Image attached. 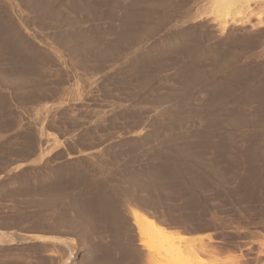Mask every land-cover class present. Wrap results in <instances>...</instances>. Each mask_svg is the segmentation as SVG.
Wrapping results in <instances>:
<instances>
[{
  "label": "rangeland",
  "instance_id": "rangeland-1",
  "mask_svg": "<svg viewBox=\"0 0 264 264\" xmlns=\"http://www.w3.org/2000/svg\"><path fill=\"white\" fill-rule=\"evenodd\" d=\"M0 264H264V0H0Z\"/></svg>",
  "mask_w": 264,
  "mask_h": 264
},
{
  "label": "bare ground",
  "instance_id": "bare-ground-1",
  "mask_svg": "<svg viewBox=\"0 0 264 264\" xmlns=\"http://www.w3.org/2000/svg\"><path fill=\"white\" fill-rule=\"evenodd\" d=\"M222 4H224V3H222ZM224 9H226V5H225ZM227 13H228V11H227ZM131 219H132V223L134 224V226L137 229V234L139 235V237L141 239H150V240L152 239L153 240L154 238H156V239L157 238H168V237L172 236V234L169 231H167L165 228L161 227L152 218L147 217V216H145V215H143L137 211L131 212ZM166 253H169L167 255H169L170 260H172V261L175 260V257H173L174 255L171 253V251L170 252L168 251ZM180 254H181L180 252L176 253V258L178 257V255L180 256ZM170 255H173V256L170 257ZM178 258H180V257H178ZM178 258L176 259L177 262H178Z\"/></svg>",
  "mask_w": 264,
  "mask_h": 264
}]
</instances>
